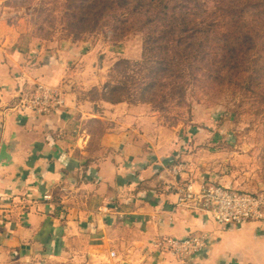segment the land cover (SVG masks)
Wrapping results in <instances>:
<instances>
[{"label": "crops", "instance_id": "0c3cea01", "mask_svg": "<svg viewBox=\"0 0 264 264\" xmlns=\"http://www.w3.org/2000/svg\"><path fill=\"white\" fill-rule=\"evenodd\" d=\"M23 49L0 14V144L7 112L16 126L45 135V150L31 168L0 175V264H264V220L219 225L192 205L176 204L165 174L174 164L184 165L181 184L190 183L194 193L209 183L249 193L218 173L220 152L191 150L198 129L183 137L179 127L157 122L148 107L102 100L85 112L72 88L101 91L106 57L80 45L39 56ZM34 84L60 86L63 107L42 116L21 109ZM86 116L108 122L116 136L111 155L82 151L72 138L75 119ZM199 236L205 247L185 259L154 246Z\"/></svg>", "mask_w": 264, "mask_h": 264}, {"label": "rangeland", "instance_id": "374dc122", "mask_svg": "<svg viewBox=\"0 0 264 264\" xmlns=\"http://www.w3.org/2000/svg\"><path fill=\"white\" fill-rule=\"evenodd\" d=\"M97 2L98 0H0V14L5 17L8 27L15 32L20 46L27 53L32 50L39 56L60 50L63 46L80 45L106 57L102 65L109 71L101 91L90 85L72 88L78 98L76 104L80 103L79 107L88 113H93L96 109L92 106L93 101L103 99L113 66L121 61L139 63L143 52L141 36L136 32L127 33L118 43L115 41V33L99 27L98 19L102 14L97 8ZM214 2L215 0H210L208 11L213 10ZM258 57L255 68L259 81L250 84L244 79L236 90L228 88L212 92L191 87L188 92V108L178 113V122L174 119L177 111L167 117L152 113L164 127H168L170 123L175 125V129L179 127V133L183 137L187 136L191 128L198 129L201 136L194 139L196 145L191 150L197 152L201 148L200 153L205 150L210 153L220 152V157H215L221 165L218 167L219 174L223 172V176L227 175L240 191L264 195V53L261 48L258 49ZM110 62L115 64L108 69ZM97 64L99 62L95 59L96 69ZM83 73H86V69ZM58 87L60 86L52 88ZM78 117L82 120V115ZM83 118L81 123L78 118L75 119V133L71 134L78 147L82 151L101 156L111 155L113 148L109 143L116 136L109 132L108 122H100L92 116ZM65 263L72 264L71 260Z\"/></svg>", "mask_w": 264, "mask_h": 264}, {"label": "trees", "instance_id": "16d2710c", "mask_svg": "<svg viewBox=\"0 0 264 264\" xmlns=\"http://www.w3.org/2000/svg\"><path fill=\"white\" fill-rule=\"evenodd\" d=\"M209 2L98 0L99 27L115 33L118 43L136 32L143 50L141 62L113 66L102 101L148 107L166 117L177 111L178 122L191 87L236 90L244 79L259 81L255 67L258 49L264 53V0H215L212 11Z\"/></svg>", "mask_w": 264, "mask_h": 264}, {"label": "built area", "instance_id": "2783aa9c", "mask_svg": "<svg viewBox=\"0 0 264 264\" xmlns=\"http://www.w3.org/2000/svg\"><path fill=\"white\" fill-rule=\"evenodd\" d=\"M33 87L32 91L24 94L23 101L19 104L21 109L42 116L63 107L58 88L42 84H34ZM183 173V164H174L169 170H165V174L171 179L168 187L176 191L177 206L192 205L209 215L219 225H239L264 220V195L233 192L223 185L210 183L202 186L199 193H194L190 183L181 184ZM159 179L163 178L159 177ZM154 246L162 254L185 259L199 253L205 247V236L185 241L165 239L155 243ZM115 257L116 254L110 252L108 259L112 260Z\"/></svg>", "mask_w": 264, "mask_h": 264}, {"label": "water", "instance_id": "95a60500", "mask_svg": "<svg viewBox=\"0 0 264 264\" xmlns=\"http://www.w3.org/2000/svg\"><path fill=\"white\" fill-rule=\"evenodd\" d=\"M13 117V112L5 114L0 144V175L5 176L31 168L45 150V135L16 126Z\"/></svg>", "mask_w": 264, "mask_h": 264}]
</instances>
